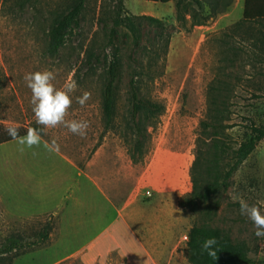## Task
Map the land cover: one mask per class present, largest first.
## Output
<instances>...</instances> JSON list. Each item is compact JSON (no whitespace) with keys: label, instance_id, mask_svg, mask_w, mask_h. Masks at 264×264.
<instances>
[{"label":"rangeland","instance_id":"374dc122","mask_svg":"<svg viewBox=\"0 0 264 264\" xmlns=\"http://www.w3.org/2000/svg\"><path fill=\"white\" fill-rule=\"evenodd\" d=\"M72 2L0 0V125L43 128L35 123L31 92L23 76L28 72L49 70L55 74L53 83L57 88H62L69 80L77 84L65 120H85L89 127L84 137L73 135L63 126L44 128L41 137L49 144L55 141L59 151L78 166L87 162L97 146L103 145L123 151L130 160L128 151L133 139L129 131L124 133L123 123L128 120V83L136 76L140 95L161 105L163 112L155 120L143 121L147 141L143 156L135 165L142 170L154 158L179 157L180 169L188 176L189 193L195 133L206 114L207 87L218 79L221 87L231 89L227 104L228 124L232 128L223 136L226 148L222 169L227 170L233 163L237 145L249 139L245 127L250 122L255 126L264 125V91L257 92L259 88L264 90V58L256 47L264 38V28L256 23L235 28L242 16V2L198 26L193 25L190 17L197 14L194 21L200 22L207 12H196L187 2L178 12L184 21H179L174 4L124 0L123 6L131 15L156 18L161 26L150 25L145 20L135 21L140 31L138 48L133 46L126 30H118L114 44L119 49L122 70L116 127L105 134H101L100 100L105 57L110 50L105 48L103 25L115 17L114 4L113 0H86L78 27L68 34L57 55L49 56L46 53L48 29ZM89 53L97 54L101 60L93 69L86 65ZM85 92L90 97L81 107L75 98ZM14 146H18L14 141L0 145V245L9 236H19L25 248L0 259V264H54L58 254L46 243H37V234L51 222L48 219L24 224L12 222ZM234 197L257 205L264 214V139L233 174L226 192H219L200 205L194 215L182 211L188 217V231L192 225L201 223L217 227L232 243L246 245L253 264H264V238L254 235L252 223L240 215L239 200ZM116 261L117 258L111 257L109 264ZM164 263L188 264L186 250L178 249ZM60 264L80 262L73 259Z\"/></svg>","mask_w":264,"mask_h":264},{"label":"crops","instance_id":"0c3cea01","mask_svg":"<svg viewBox=\"0 0 264 264\" xmlns=\"http://www.w3.org/2000/svg\"><path fill=\"white\" fill-rule=\"evenodd\" d=\"M241 2L243 10L242 0H232L225 12ZM46 144L41 137L32 149L13 147L11 219L51 222L45 243L58 254L54 264H109L111 257L114 264H165L186 250L188 217L178 202L189 182L179 157L154 158L141 170L103 145L78 166ZM144 192L151 197L144 200Z\"/></svg>","mask_w":264,"mask_h":264},{"label":"trees","instance_id":"16d2710c","mask_svg":"<svg viewBox=\"0 0 264 264\" xmlns=\"http://www.w3.org/2000/svg\"><path fill=\"white\" fill-rule=\"evenodd\" d=\"M147 3L167 4L174 3L177 12V20L184 21L178 14L182 4L187 2L196 12L202 13L204 7L207 8V14L201 18L200 22L196 20L198 15L194 14L191 20L193 25L205 24L209 20L222 15L231 5L232 0H143ZM243 10L240 21L235 24V28L246 24H259L264 28V0H242ZM86 0H73L65 12L58 15L48 29V44L46 53L49 56H55L58 50L63 47L68 34L78 27L79 18L84 10ZM124 0H113L115 17L103 25L105 33V48H109V55L105 57L106 67L101 89V122L102 133L114 131L116 116V101L121 80L122 61L119 49L114 41L117 38L118 30L124 29L130 35L132 44L138 48L140 43V31L135 21L145 20L150 25L161 26V21L148 16L136 17L131 15L123 6ZM257 49L264 58V38L257 43ZM97 54L89 53L86 65L91 69L95 64H100ZM264 78V76H263ZM139 79L132 76L128 83V120L123 123V131H127L132 136V147L128 151L132 163H136L143 156L145 148L146 129L143 127V121L149 122L159 118L162 115L163 107L153 103L140 95ZM2 77L0 75V86ZM222 83L218 79L214 80L207 87L206 95V114L199 123L195 133L193 161L189 168V180L191 191L182 196L178 202L181 211L189 214H196L200 205L206 203L210 198L219 192H226L229 187V181L237 169L253 153L259 142L264 139V125L255 126L249 123L245 129L249 132V139L237 145L233 152V163L224 171L222 169L225 153L224 132L232 128L228 124V94L230 87H221ZM259 88L257 92H263ZM259 98V97H256ZM34 128V127H33ZM6 128L0 125V145L12 142L5 131ZM19 129L23 136L27 128ZM98 147V146H97ZM136 156V157H135ZM52 230V226L46 225L43 230L37 234V243L43 245ZM215 238L217 244L214 246V256L202 251L201 245L204 240ZM33 246V245H32ZM25 245L19 236H9L0 245V259L7 255L23 250ZM248 248L243 244H234L229 237L217 227L209 226L205 223L194 224L187 233L186 241V261L188 264H253L248 257Z\"/></svg>","mask_w":264,"mask_h":264},{"label":"clouds","instance_id":"9594fccd","mask_svg":"<svg viewBox=\"0 0 264 264\" xmlns=\"http://www.w3.org/2000/svg\"><path fill=\"white\" fill-rule=\"evenodd\" d=\"M23 80L31 92L30 104L35 123L37 126H43V128L29 127L26 133L21 136L16 126L6 127L7 135L20 146L21 151L25 148L32 149L34 146H39L41 144V132L44 128L63 126L73 135L86 136L89 127L87 121L65 120L68 109L73 102L71 94L77 88L74 80L66 81L62 88H57L53 83L55 74L49 70L28 72L23 76ZM89 97L90 94L85 92L75 99L83 107ZM45 147L49 151H59V145L55 141L46 144ZM234 199L239 200L240 215L247 217L252 223L255 229L254 235L257 238H264V214H262V209L257 205H249L242 198L234 197ZM216 244L217 240L215 238H208L202 243L201 249L210 256H214L213 248Z\"/></svg>","mask_w":264,"mask_h":264},{"label":"built area","instance_id":"2783aa9c","mask_svg":"<svg viewBox=\"0 0 264 264\" xmlns=\"http://www.w3.org/2000/svg\"><path fill=\"white\" fill-rule=\"evenodd\" d=\"M144 196H145V198H150L151 197V193L150 192H145ZM184 240L187 241V236L184 237Z\"/></svg>","mask_w":264,"mask_h":264}]
</instances>
